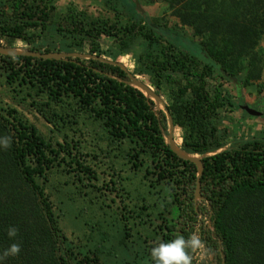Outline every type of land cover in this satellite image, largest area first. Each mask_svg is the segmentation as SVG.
<instances>
[{"label": "trees", "instance_id": "obj_1", "mask_svg": "<svg viewBox=\"0 0 264 264\" xmlns=\"http://www.w3.org/2000/svg\"><path fill=\"white\" fill-rule=\"evenodd\" d=\"M153 1L165 5L173 24L139 11L134 0H105L107 11L98 15L72 3L61 9L57 0H0V46L127 60L132 75L163 101L156 104L124 83L120 68L94 58L0 55V78L12 93L25 92L60 138L46 139L17 110L0 106L3 264H153L152 248L193 235L205 258L186 249L191 264H264V136L234 123L242 102L231 91L235 82L248 87L262 77L264 0ZM165 111L178 130L177 146L204 166L198 202L196 166L171 151ZM85 130L114 177L122 161L157 198L149 204L139 196L134 210L123 206L111 234L104 221L84 222L93 246L66 234L62 206L75 202L72 188L92 205L94 192L106 190L115 203L120 190L112 178L98 187L88 159L100 155L85 153L84 141L76 140ZM13 244L19 253L5 257Z\"/></svg>", "mask_w": 264, "mask_h": 264}, {"label": "rangeland", "instance_id": "obj_2", "mask_svg": "<svg viewBox=\"0 0 264 264\" xmlns=\"http://www.w3.org/2000/svg\"><path fill=\"white\" fill-rule=\"evenodd\" d=\"M105 0H57L58 6L61 9H65L69 3L76 5L79 9L87 11L89 14L98 15L99 13L106 12L104 7ZM139 8L142 12H145L151 17L161 18L164 17L169 24L174 23V19L168 17V12L163 3L153 1V0H137ZM186 34L188 30H185ZM18 46V45H17ZM260 47L264 50V38L260 42ZM124 64H127V60L123 61ZM232 94L241 99L240 105H248L250 108L261 113L259 116L248 117L243 113V110L239 108L234 115L233 121L240 128L241 132L250 135H263L264 136V71L262 77L259 81L253 82L252 85L244 87L243 85L235 82L231 85ZM31 100L25 96V92L22 93H12L11 89L6 85L5 81L0 78V106L6 107L9 106L17 110L22 114L27 120H29L39 132L45 136L46 139L52 141L58 140L60 138L57 134L51 132L50 126L39 116L33 108L30 107ZM160 109L163 108L160 106ZM84 137L80 134L77 135L76 140L83 142L85 153H92L98 151H92L93 149L88 146L90 145V134L88 131H84ZM174 133L177 134L178 130L174 129ZM89 134V135H88ZM176 142H179V139L176 138ZM100 155V153H98ZM100 155L99 161H90L89 164L91 168L96 170L99 173V183L98 187L101 185L108 184L111 178L118 182L116 185L117 189L120 190L117 196L120 198L115 199V203H112L111 200H114L113 195L102 190L101 192L91 194V197H96V204L92 205L86 201H82L79 198L77 190L72 188L70 194L75 198V202H67L66 205L62 206L63 218H62V227L66 234L72 239H81L83 244H88L89 246L95 245L94 241L86 243L87 236H89V228L84 227V222L90 223L93 225L96 221H104L103 231H108L109 234L112 233L110 226L115 224L116 226L120 225L119 213L123 206H128L129 209L134 210L135 206L140 207L142 203L140 202V197L142 196L146 199V203H152L157 198L148 194V188L146 182L142 179V174L135 173L131 170V166H123L122 161L116 163V172L120 177H114L113 172L111 171V165L108 159L101 158ZM101 162V163H98ZM126 179L122 181L120 179ZM95 201V200H94ZM102 208V210L99 209ZM136 210V209H135ZM119 220V221H118ZM90 239V238H89ZM95 241L98 240V236L95 234L93 237ZM91 240V239H90ZM111 244H115L116 240L111 239ZM106 243V247H110L111 244ZM120 260L122 255H119ZM212 256L209 257L211 260ZM117 259V261L120 262ZM210 264H216L215 262H210Z\"/></svg>", "mask_w": 264, "mask_h": 264}, {"label": "water", "instance_id": "obj_3", "mask_svg": "<svg viewBox=\"0 0 264 264\" xmlns=\"http://www.w3.org/2000/svg\"><path fill=\"white\" fill-rule=\"evenodd\" d=\"M136 8L141 11L138 5V1L134 0ZM0 55L4 56H27V57H33V58H38V59H43V60H56V61H61V60H69V59H83V58H94L97 59L101 62L107 63L112 66H117L120 68L127 76L128 80L123 81L124 83L134 86L135 88L139 89L140 91L144 92L147 97H151L156 104H163L162 99L157 96L153 90L148 87L143 81L140 79L136 78L132 73L127 69V67L122 64L121 62H112L106 59H103L101 57H95L93 55L89 54H79V53H66V52H50V53H41V52H35V51H26V50H21L17 49L14 47L11 48H6L0 46ZM163 108L165 106L163 105ZM240 109L245 111L248 115L250 116H259L261 115L260 112L250 108L248 105H240ZM165 114L167 116L168 120V134H167V141L168 145L171 149V151L176 154L180 159L191 162L195 164L196 166V187H195V202H198L199 200H202L201 194H200V179L203 174L204 166L201 162V160L193 156L183 150H181L174 139V124L173 120L168 113V111H165Z\"/></svg>", "mask_w": 264, "mask_h": 264}, {"label": "clouds", "instance_id": "obj_4", "mask_svg": "<svg viewBox=\"0 0 264 264\" xmlns=\"http://www.w3.org/2000/svg\"><path fill=\"white\" fill-rule=\"evenodd\" d=\"M16 230L10 228L8 236L15 237ZM201 240L193 235L190 239L185 240L183 236H178L168 243H161L151 249L150 255L153 264H191V257L186 249H198L201 247ZM18 244L11 245L5 252L4 256H15L19 253ZM0 264H3V257H0Z\"/></svg>", "mask_w": 264, "mask_h": 264}, {"label": "built area", "instance_id": "obj_5", "mask_svg": "<svg viewBox=\"0 0 264 264\" xmlns=\"http://www.w3.org/2000/svg\"><path fill=\"white\" fill-rule=\"evenodd\" d=\"M198 237V236H197ZM193 252H194V258L200 260V259H204L205 258V247H204V244L202 243L201 244V247L198 248V249H193Z\"/></svg>", "mask_w": 264, "mask_h": 264}]
</instances>
